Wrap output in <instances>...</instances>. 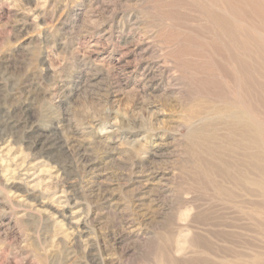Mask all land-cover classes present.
Wrapping results in <instances>:
<instances>
[{
  "label": "rangeland",
  "instance_id": "1",
  "mask_svg": "<svg viewBox=\"0 0 264 264\" xmlns=\"http://www.w3.org/2000/svg\"><path fill=\"white\" fill-rule=\"evenodd\" d=\"M0 264H264V0H0Z\"/></svg>",
  "mask_w": 264,
  "mask_h": 264
}]
</instances>
